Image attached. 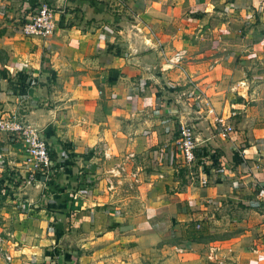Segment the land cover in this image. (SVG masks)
<instances>
[{"label":"crops","instance_id":"0c3cea01","mask_svg":"<svg viewBox=\"0 0 264 264\" xmlns=\"http://www.w3.org/2000/svg\"><path fill=\"white\" fill-rule=\"evenodd\" d=\"M40 2L57 8L52 35H19ZM205 105L233 115L231 133ZM12 118L55 160L25 183L40 197L21 204L35 211L10 264H166L181 250L170 238L217 264H264V0H0ZM183 120L201 173L174 147Z\"/></svg>","mask_w":264,"mask_h":264},{"label":"built area","instance_id":"2783aa9c","mask_svg":"<svg viewBox=\"0 0 264 264\" xmlns=\"http://www.w3.org/2000/svg\"><path fill=\"white\" fill-rule=\"evenodd\" d=\"M56 9V7L49 3H38L33 13L16 27L18 34L26 38L36 39H46L50 37L54 31L53 16ZM183 53L182 51H178L173 54L168 60L171 67L180 63ZM205 107L206 115L212 117L214 126H216L221 137H225L232 132V127L226 122L229 117L233 116L232 114L228 117H222L221 115L216 116L213 111L208 108V105H205ZM0 132L8 134V136L12 138L11 142L15 141L16 143L23 144L24 153L29 158L32 167L31 173L28 175L29 179L25 181L26 184H29L30 181L37 180L39 170L45 173V171L47 172V169L51 167L52 163L48 158V149L37 130L12 118L0 120ZM196 144L197 140L194 136L192 126L185 120L178 122L177 137L174 142V147L184 164L189 166L197 163L199 173H201L204 171V165L201 159L196 158ZM214 162L213 159L212 165H215ZM213 171H215V173L222 172L220 168ZM46 175L47 173L45 176ZM200 178L201 180L199 183L203 186L205 184V177ZM209 258L215 259L214 249L210 250ZM4 260L8 263L10 262V257L5 256Z\"/></svg>","mask_w":264,"mask_h":264},{"label":"rangeland","instance_id":"374dc122","mask_svg":"<svg viewBox=\"0 0 264 264\" xmlns=\"http://www.w3.org/2000/svg\"><path fill=\"white\" fill-rule=\"evenodd\" d=\"M11 141L12 138L8 134L0 132V264H10L12 258L15 259V257L11 258L12 255L9 251L15 246V243L18 245L22 243L25 237L19 233V228L23 226L22 229H29L26 214H32L35 208L29 204V207L24 206L22 209L21 204L24 203V200V204H26L29 197L35 200L39 196L32 188V184L28 186L25 184V181L29 179L28 175L31 173L26 168H32L29 158L22 148L20 149L21 153L15 155L17 150L11 149ZM19 156H22L20 160L17 159ZM18 164L20 165L19 168L26 166L25 169H19ZM18 170L27 172L19 174ZM168 243L173 246L176 243L183 252L172 249L174 256L168 253L166 264H217L215 263L216 259L209 258L206 248L194 252L189 250L183 242H177V239L174 238H170ZM5 256L10 257V262L7 263L4 260Z\"/></svg>","mask_w":264,"mask_h":264},{"label":"water","instance_id":"95a60500","mask_svg":"<svg viewBox=\"0 0 264 264\" xmlns=\"http://www.w3.org/2000/svg\"><path fill=\"white\" fill-rule=\"evenodd\" d=\"M181 108H182V110H183L185 116L188 118L189 122H193V121L199 119L198 116L194 115V114L192 113V111L188 110L185 106H182Z\"/></svg>","mask_w":264,"mask_h":264},{"label":"trees","instance_id":"16d2710c","mask_svg":"<svg viewBox=\"0 0 264 264\" xmlns=\"http://www.w3.org/2000/svg\"><path fill=\"white\" fill-rule=\"evenodd\" d=\"M24 86H26V85H24ZM23 86V87H24ZM23 87H21L22 89H24ZM12 143H16L15 141H13ZM48 149V148H47ZM196 154V153H195ZM198 157H200V155H198V154H196V158H198ZM48 158H49V161L51 162V163H53L54 162V160H55V155L48 149ZM194 238V237H193Z\"/></svg>","mask_w":264,"mask_h":264}]
</instances>
